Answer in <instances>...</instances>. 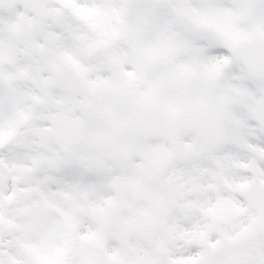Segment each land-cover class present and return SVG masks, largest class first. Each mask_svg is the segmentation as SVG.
<instances>
[{
	"label": "snow or ice",
	"instance_id": "1",
	"mask_svg": "<svg viewBox=\"0 0 264 264\" xmlns=\"http://www.w3.org/2000/svg\"><path fill=\"white\" fill-rule=\"evenodd\" d=\"M0 264H264V0H0Z\"/></svg>",
	"mask_w": 264,
	"mask_h": 264
}]
</instances>
